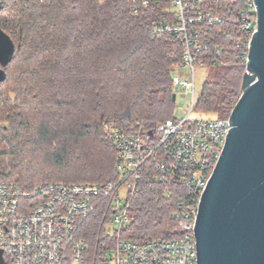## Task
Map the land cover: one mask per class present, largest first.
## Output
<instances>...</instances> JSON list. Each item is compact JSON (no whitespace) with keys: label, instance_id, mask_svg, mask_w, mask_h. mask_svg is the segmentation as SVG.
I'll return each mask as SVG.
<instances>
[{"label":"trees","instance_id":"1","mask_svg":"<svg viewBox=\"0 0 264 264\" xmlns=\"http://www.w3.org/2000/svg\"><path fill=\"white\" fill-rule=\"evenodd\" d=\"M167 4L131 0H0V29L15 46L0 83V183L29 188L42 182L103 184L117 179V151L105 126L149 131L174 115L171 72L182 47L152 26ZM217 29V51L196 108L227 119L241 95L246 67L235 54L248 37ZM148 160L130 206L124 237L175 236L174 214L185 192ZM169 190V194L166 191ZM168 195V196H167ZM103 209L83 227L82 264L102 259Z\"/></svg>","mask_w":264,"mask_h":264},{"label":"built area","instance_id":"2","mask_svg":"<svg viewBox=\"0 0 264 264\" xmlns=\"http://www.w3.org/2000/svg\"><path fill=\"white\" fill-rule=\"evenodd\" d=\"M101 1V0H99ZM148 8L167 4L152 26L182 47L181 61L171 72L177 95L189 99V109L158 123L152 130L125 132L105 126L117 151L115 181L103 184L42 182L29 188L0 183L1 264H82L87 243L82 230L103 209L102 259L107 264H196L194 225L201 194L221 154L230 129L227 119L192 121L195 69L208 67L219 47L217 29H239L248 37L235 56L246 67L248 47L256 31L253 0H131ZM175 102V100H174ZM148 160L175 177L185 200L174 214L176 234L168 240L138 241L124 237L131 222L130 206ZM169 194V190L166 191ZM168 196V195H167Z\"/></svg>","mask_w":264,"mask_h":264},{"label":"water","instance_id":"3","mask_svg":"<svg viewBox=\"0 0 264 264\" xmlns=\"http://www.w3.org/2000/svg\"><path fill=\"white\" fill-rule=\"evenodd\" d=\"M253 4L256 31L248 47L241 95L198 204L196 264H264V0ZM14 52V43L0 29V83Z\"/></svg>","mask_w":264,"mask_h":264},{"label":"rangeland","instance_id":"4","mask_svg":"<svg viewBox=\"0 0 264 264\" xmlns=\"http://www.w3.org/2000/svg\"><path fill=\"white\" fill-rule=\"evenodd\" d=\"M213 72L214 71L209 67H204V68L196 67L195 87H194L195 99L199 97L205 82L211 80ZM188 109H189V99L182 98L179 95H177L174 102V113L181 115L182 111L187 112ZM189 119L192 121L209 120V119H215V116L204 113L201 110H198L195 106L192 113L189 115Z\"/></svg>","mask_w":264,"mask_h":264}]
</instances>
